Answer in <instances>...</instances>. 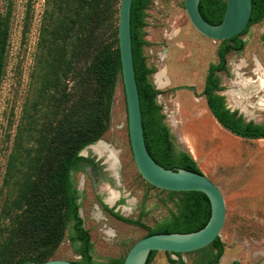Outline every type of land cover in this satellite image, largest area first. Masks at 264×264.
Instances as JSON below:
<instances>
[{"label": "rangeland", "instance_id": "1", "mask_svg": "<svg viewBox=\"0 0 264 264\" xmlns=\"http://www.w3.org/2000/svg\"><path fill=\"white\" fill-rule=\"evenodd\" d=\"M45 9L46 0H0V13L6 16L10 12L9 45L0 86V229L7 223L4 205L8 179L14 181L28 169V152L35 149L45 113H50L40 92L42 70L38 64ZM144 13L142 31L147 45L142 56L146 67L155 70L149 79L160 91L157 103L172 132V141L192 155L202 174L219 187L225 198L227 215L220 236L224 254L218 264L234 261L264 264V139L246 140L225 130L213 117L203 95L208 69L218 62L222 42L202 35L193 27L184 0H149ZM116 20L119 24V14L115 15ZM263 35L264 19L240 37L246 42L244 50L230 52L227 69L218 73L220 94L227 105L246 122L255 124L264 123V90L259 88L264 79ZM161 72L168 83L164 89L156 83ZM73 79L69 80L70 87ZM246 81L256 84L258 93L245 95ZM180 86L195 87V91L172 90ZM100 140L118 152V182L104 158L90 148L80 155L93 160L95 167L83 164L72 178L81 196L80 215L90 233L93 258L96 263H106L124 259L148 230L178 214L182 196L153 187L140 175L130 144L121 78L113 97L109 127ZM108 188L120 193L117 200H122L120 204L107 203ZM115 214L140 220L144 227L125 222ZM71 233L72 223L52 259L80 261L77 246L69 240ZM215 252L209 247L202 252L183 254L181 260L184 264H208ZM171 259L177 257L158 252L151 264H172Z\"/></svg>", "mask_w": 264, "mask_h": 264}, {"label": "trees", "instance_id": "2", "mask_svg": "<svg viewBox=\"0 0 264 264\" xmlns=\"http://www.w3.org/2000/svg\"><path fill=\"white\" fill-rule=\"evenodd\" d=\"M119 0H46L38 64L42 70L41 95L49 112L41 123L36 147L28 152V169L14 181L9 177V191L4 205L7 223L0 229V264H33L51 260L63 242L72 223L70 242L81 256L77 264H123L124 259L96 263L89 230L80 216L81 198L72 174L83 164L95 163L80 153L96 143L109 127L111 108L119 78L122 79L118 39V21H114ZM119 3V2H118ZM121 3V1H120ZM149 0H133L131 34L136 79L140 94L144 136L152 158L171 170L184 169L202 173L192 155L176 146L157 103L160 91L149 79L155 70L146 67L142 49L144 11ZM227 1L201 0L199 9L204 19L219 24ZM30 4L26 19L30 18ZM9 16L0 13V86L4 75L9 45ZM264 19V0H253L252 15L243 33L221 41L218 62L211 64L203 95L216 121L231 134L246 140L264 139V123L246 122L237 112L227 108L218 73L227 69V55L242 52L246 42L240 37ZM264 42V35L262 36ZM71 87L68 85L72 79ZM12 167V166H11ZM9 175L12 176V168ZM164 191V190H162ZM170 192V191H169ZM179 193L178 214L148 230L157 233H192L205 227L211 216V205L201 192ZM112 212L113 209H110ZM119 219L144 227L115 214ZM215 253L208 264H218L224 245L218 237L210 246ZM195 253V252H192ZM157 252L150 254L151 264ZM171 256L174 253H166ZM191 254V253H187ZM184 264L183 254H174ZM210 257V256H209ZM231 264H239L234 261Z\"/></svg>", "mask_w": 264, "mask_h": 264}, {"label": "water", "instance_id": "3", "mask_svg": "<svg viewBox=\"0 0 264 264\" xmlns=\"http://www.w3.org/2000/svg\"><path fill=\"white\" fill-rule=\"evenodd\" d=\"M200 1L184 0L185 10L193 27L199 33L212 40H230L243 33L250 23L253 0H226L227 6L224 17L216 25L204 19L199 9ZM132 2L133 0H121L118 39L122 80L127 104L129 138L137 169L143 179L153 187L170 192H201L208 198L211 205L210 219L201 230L192 233H157L146 236L130 248L123 262V264H147L152 252L187 254L210 246L221 236L227 211L223 193L204 174L184 169L171 170L164 168L152 158L147 149L140 94L134 66L131 34ZM172 90L195 91V87L180 86L174 87ZM100 141L86 148H90ZM104 163H106V158ZM33 264L77 263L62 259H51Z\"/></svg>", "mask_w": 264, "mask_h": 264}, {"label": "bare ground", "instance_id": "4", "mask_svg": "<svg viewBox=\"0 0 264 264\" xmlns=\"http://www.w3.org/2000/svg\"><path fill=\"white\" fill-rule=\"evenodd\" d=\"M261 69V68H260ZM262 70V69H261ZM260 73V72H259ZM157 86L160 89H164V87L167 86V79L165 76L164 72H161L157 75ZM242 81V80H241ZM247 82V81H246ZM243 82V83H246ZM256 83V82H255ZM253 84V83H252ZM251 83H249V81L245 84L247 85L246 90L243 92L245 93V95H249L253 92H257V90L259 88H262V90H264V79H261V83L258 89H256V87L254 85H252ZM258 84V83H257ZM238 85V84H237ZM240 85V84H239ZM242 85V84H241ZM236 89V88H235ZM261 90V91H262ZM259 91V90H258ZM240 93V92H239ZM258 93V92H257ZM260 94V93H259ZM254 95V94H253ZM243 96V95H242ZM240 97V96H239ZM234 98V97H233ZM235 100V99H234ZM241 101V100H240ZM263 101V100H261ZM237 102V101H236ZM264 102V101H263ZM260 105V104H259ZM90 149H92L94 151V153L102 158H106V165L108 166V170L111 172V175L115 178V180L118 182L119 179V156H118V152L110 147L108 144H106L103 141H100L99 143L93 145L90 147ZM120 185V184H119ZM108 193H109V197L106 200L107 203L109 205H113L119 198V192L114 190V189H109L108 188ZM109 234H112L111 231H108Z\"/></svg>", "mask_w": 264, "mask_h": 264}, {"label": "flooded vegetation", "instance_id": "5", "mask_svg": "<svg viewBox=\"0 0 264 264\" xmlns=\"http://www.w3.org/2000/svg\"><path fill=\"white\" fill-rule=\"evenodd\" d=\"M242 37V36H241ZM216 64V63H215ZM225 103H226V101H225ZM226 106H227V108H229L230 109V107L227 105V103H226ZM231 110V109H230ZM232 111V110H231ZM214 117V116H213ZM80 200V199H79ZM120 200V199H119ZM119 201H117L116 202V204L118 203ZM120 202H122V200L120 201ZM120 202H119V204H120ZM118 204V205H119ZM79 213H80V211H79ZM81 216V215H80ZM71 243V242H70ZM72 244V243H71ZM73 245V244H72ZM158 253V252H157ZM171 255H174V254H171ZM176 256V255H175ZM177 257V256H176ZM125 259V258H124ZM174 260H176V259H174ZM179 260V258L177 257V260L176 261H178Z\"/></svg>", "mask_w": 264, "mask_h": 264}]
</instances>
